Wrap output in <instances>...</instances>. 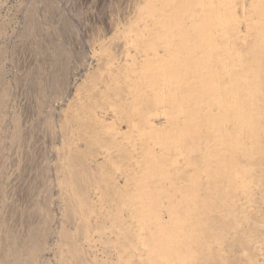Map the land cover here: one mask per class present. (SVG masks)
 <instances>
[{"label": "bare ground", "instance_id": "6f19581e", "mask_svg": "<svg viewBox=\"0 0 264 264\" xmlns=\"http://www.w3.org/2000/svg\"><path fill=\"white\" fill-rule=\"evenodd\" d=\"M137 6L126 40L145 57L131 59L121 75L109 73L102 105L92 99L99 81L93 72L86 102L58 125L71 135L63 158L58 155L59 187L66 191L62 215L81 219L82 238L96 214L92 192L102 190L108 204L94 228L103 230L112 220L120 234L116 243L134 249L141 244L146 264H237L228 261V252L257 264V254H264V0H143ZM100 52L101 70L116 62L114 41ZM106 107L119 123L104 125L96 109ZM133 134L142 147L140 162L132 187L120 189L115 199L114 189L100 187L109 173L91 167L88 158L113 146L126 153L124 142L138 149ZM226 209L235 210L237 218L229 217L239 223L215 219ZM125 210L137 229L124 222ZM70 230H59L68 253L59 261L92 264ZM9 236L0 237L2 259L22 264L25 256L24 264H37L43 244L36 230L21 243ZM6 242L10 248L4 250Z\"/></svg>", "mask_w": 264, "mask_h": 264}, {"label": "rangeland", "instance_id": "374dc122", "mask_svg": "<svg viewBox=\"0 0 264 264\" xmlns=\"http://www.w3.org/2000/svg\"><path fill=\"white\" fill-rule=\"evenodd\" d=\"M141 1L143 0H0V237L11 234L12 237H9L21 243L25 242L32 229L36 230V239L43 244L37 264H63L59 259L62 260L68 253L66 254L67 248L61 245L60 231L65 227L71 229L77 241L79 239V246H83L84 254L92 264L96 260L100 264H146V252L143 249L140 251L141 244L138 249H134L132 246L122 247L116 243L120 234L118 230L117 234L111 228V219L105 220H111L110 225L106 223L110 227H104L106 231L98 226L94 228L104 219L100 212L108 204L104 195L101 196L102 190L92 192L96 208V214H91L90 217L93 218H89V228L92 231L88 229L91 232H86L81 238L78 234L81 219L78 217L79 220L76 221L75 217L72 218L77 224L62 215L66 191L63 190V194L59 187L58 172L63 160L60 158L66 153V149H63L65 137H71L69 134L64 135V132L62 134L58 125L61 128L66 115L74 116L80 103L86 102L85 91L91 84L89 78L92 73L99 72V81L92 93L94 97L91 96L94 102L102 105L105 97L101 91H105L107 87L109 73L115 71L121 75L131 62L142 61L145 57L140 51L127 45L130 38L129 27L133 26L131 19L136 5L139 6ZM113 41L116 44V62L101 70L100 62L105 57L100 52L101 46ZM122 66L123 70L118 72ZM96 110L106 127L118 122L110 108ZM14 125L20 128L16 129ZM126 126L127 124H121L124 132L128 128ZM135 134L132 136L137 139ZM116 138H122L120 140L123 141L124 137ZM137 142L138 149H133L132 145L124 142L127 145L124 149L126 153L121 152V146H113L99 150L100 152L88 158L91 167L109 173L107 184L101 182L100 187L106 190L110 186V190L114 189L115 199L120 189L124 191L133 185L132 173L140 162L138 158L142 148L139 147L138 139ZM62 149L65 151H61ZM115 204L116 202L112 204L113 209L116 208ZM164 213L167 218V211L164 210ZM124 215L126 225L137 229L130 211L125 210ZM233 215L236 216L235 210L226 209L222 214L217 211L215 219L223 224L227 219L239 223L229 217ZM230 229L234 235L237 227L234 225ZM7 244H4V250L10 248ZM57 244L63 246L65 254L60 252L61 248ZM212 246L215 250L218 249L216 243ZM225 250H228L227 247ZM226 254L228 261L237 264L247 261V257L240 260L235 254ZM23 258L22 264L27 257ZM256 259L257 264H263L264 254H257ZM0 260V264H5L7 260L6 264L15 263V258L4 260L1 254ZM218 262L224 264L223 260L219 259Z\"/></svg>", "mask_w": 264, "mask_h": 264}]
</instances>
